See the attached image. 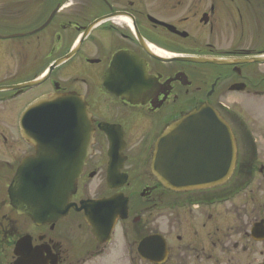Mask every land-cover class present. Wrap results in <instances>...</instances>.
<instances>
[{
    "label": "flooded vegetation",
    "instance_id": "flooded-vegetation-1",
    "mask_svg": "<svg viewBox=\"0 0 264 264\" xmlns=\"http://www.w3.org/2000/svg\"><path fill=\"white\" fill-rule=\"evenodd\" d=\"M73 96L88 154L67 215L37 225L9 187L35 154L28 135L67 119ZM204 106L231 130L234 169L165 189L156 140ZM103 201L114 210L91 211ZM153 236L161 263L138 252ZM0 264H264V0H0Z\"/></svg>",
    "mask_w": 264,
    "mask_h": 264
},
{
    "label": "water",
    "instance_id": "water-1",
    "mask_svg": "<svg viewBox=\"0 0 264 264\" xmlns=\"http://www.w3.org/2000/svg\"><path fill=\"white\" fill-rule=\"evenodd\" d=\"M172 60L203 62L189 58ZM212 63L226 64L223 61ZM61 103L71 110L68 118L40 123L35 129L37 135H28L35 145V154L21 162L9 187L13 208L37 225L55 222L67 215L68 202L88 154L90 136L85 105L77 96L62 98ZM33 126L36 125L24 124V129L33 131ZM234 163L235 146L230 128L214 109L204 106L161 132L154 146L150 170L165 189L187 191L223 184L230 177ZM92 205L91 211L96 213L114 210L112 201ZM81 209L88 220L86 204ZM126 210L127 204L123 202L120 211L124 214ZM138 252L143 259L161 263L166 255L165 243L160 236L149 237L141 242Z\"/></svg>",
    "mask_w": 264,
    "mask_h": 264
}]
</instances>
